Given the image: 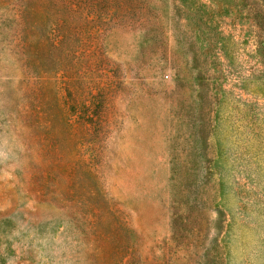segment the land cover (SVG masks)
<instances>
[{"label": "rangeland", "instance_id": "374dc122", "mask_svg": "<svg viewBox=\"0 0 264 264\" xmlns=\"http://www.w3.org/2000/svg\"><path fill=\"white\" fill-rule=\"evenodd\" d=\"M0 264H264V0H0Z\"/></svg>", "mask_w": 264, "mask_h": 264}]
</instances>
